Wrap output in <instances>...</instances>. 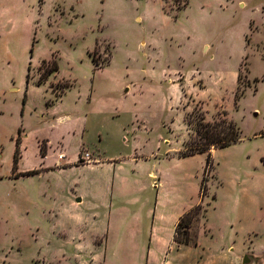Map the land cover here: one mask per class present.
<instances>
[{
    "label": "rangeland",
    "instance_id": "374dc122",
    "mask_svg": "<svg viewBox=\"0 0 264 264\" xmlns=\"http://www.w3.org/2000/svg\"><path fill=\"white\" fill-rule=\"evenodd\" d=\"M44 1L42 6L43 0H0V264H231L216 254V248L230 245L243 254L242 264H248L247 253L250 264H264V0H190L183 10L172 0ZM95 36L102 38L97 45ZM55 52L59 73L39 85L41 61ZM194 68L203 80L196 83L206 85L205 101L187 93L179 105L172 78L191 77ZM65 89L63 105H47ZM90 97L101 112L85 129L90 151L101 150L105 159H126L135 138L138 152L151 157L142 168L124 166L130 177L141 173L147 189L141 191L133 178L115 183L113 201L119 208L112 248L104 254L87 249L86 261L69 256L71 248L59 241L72 226L64 208L49 213L59 219L60 230L53 234L49 215L37 199L26 196L27 190L37 194L38 181L20 179L11 186L6 177L17 139L29 135L27 154L32 156L37 135H67L59 117L90 114ZM115 108L119 112L114 114ZM193 111H202L209 122L225 117L242 131L237 144L212 150L204 195L200 186L207 153L180 155L184 143L196 139L195 125L186 119ZM125 112L136 116V134L128 132L132 122ZM66 141L72 158L80 138ZM151 172L163 182L167 230L183 205L202 204L208 210L207 220L203 212L194 220L189 236L194 242L200 235L201 248L209 252L206 260L201 248L172 251L169 245L146 259L152 220L140 211L137 227L130 198L147 197L149 208L155 207ZM113 177L104 171V188H111L106 180ZM94 203L89 206L87 197L84 209L92 210ZM102 233L95 230L91 239L104 241Z\"/></svg>",
    "mask_w": 264,
    "mask_h": 264
},
{
    "label": "crops",
    "instance_id": "0c3cea01",
    "mask_svg": "<svg viewBox=\"0 0 264 264\" xmlns=\"http://www.w3.org/2000/svg\"><path fill=\"white\" fill-rule=\"evenodd\" d=\"M44 4L45 1L43 0L42 6ZM101 11L104 12V2ZM64 13L65 12H62V14ZM94 39L95 45H97L100 39L102 40V38L98 36H95ZM145 43L146 41L143 42V44ZM54 56H56V58L58 57L57 52L52 54L51 59ZM191 74H193L191 77L180 76L179 79L177 78L178 80H175L174 77L172 78V81L169 80L171 81V87L174 90V94L178 97L179 105L183 102L184 99H186L187 93L192 96V99L194 98L197 101H205L202 95L204 93V90L206 89V85H204L203 83V86H201L196 83L198 79L203 82V80H201L200 78L201 73L199 69L194 68ZM216 74L219 78L222 77V73L220 71H218ZM47 82L48 81L44 83L39 82L38 84H46ZM11 90H15V88H12ZM28 90L29 87L27 88V91L25 93L26 102L29 99ZM66 94L67 91L65 89L59 97L55 98L54 101L49 100L47 102V105H63L65 97L67 96ZM90 100V114H87L84 117L79 115L76 117L69 115L59 117V122H62L60 129L63 128L64 131H67L66 136L61 133H59V135H57L56 137L51 138H46L41 134L37 135L35 138L36 140H34L35 145L33 148L32 156L27 154L29 147L26 144L29 135L25 134L24 137L20 140L21 156L17 166L15 167L14 154L16 143L18 140L17 139L14 152L9 157V160L11 161V172L10 175L6 177L12 180L13 184L11 186L15 185L16 181L20 179L22 180L28 178V180L30 181H38L37 194H34V192H32L31 190H27L26 196L30 201H32L33 199L35 201V199H37V201H39V203L41 204L40 205L37 203V205L42 209L41 211L43 212V214L49 215V220H51V222L53 223L51 228L53 234H56L57 231L60 230V227L58 225L59 219L57 215H50L49 213H53L59 211L61 208H64L63 213L68 217L72 226L69 229V232L66 233V235L63 237V239H59V241L71 248L70 252L72 253H67L69 256H72L74 254L79 259H84L86 261L87 258L85 256V250L96 249L100 252H103L104 254V250L108 251L112 248V240H110V235L115 228L114 217L116 215V208H119L118 205H116L113 201V197L116 195V188L114 187L115 183L120 180L127 181L133 178V181L135 183L140 184L139 188L141 191L147 189V186L139 179L141 173L130 177L127 168H124V166L128 165L142 168L143 162L147 161L151 157L148 154L138 152V143L137 139L135 138L133 143L134 151L132 150L131 155H129V157L126 159H105L104 153L102 154L101 150L97 152L90 151L85 139V129L87 126H89L91 121L96 120L101 115V112L99 113L97 109H95V105L91 97ZM116 112H119L117 108L114 109V114ZM125 114L130 117L132 122V126L128 132L136 134V126L134 123V118L136 116H133V114L130 112H125ZM122 128H124L123 131H127L125 127ZM68 137L80 138L79 149L75 156L72 158L67 154L66 140ZM124 141L126 140L124 139ZM43 147L44 150L42 151ZM104 171L106 173L108 172V175L109 172L114 175L112 179L106 180V182H111V188H109L110 185H108L107 188L106 186L104 188ZM155 176L156 175L154 173H149V177H151V179L153 180L151 188L156 189L154 208H149L150 199L147 197L139 195L138 197L136 195L135 197L133 196L132 198H130V202L132 204L130 206L135 207V212L132 213L131 221L136 224L137 227H140L141 221L143 219L141 213L143 211H146V215L150 220H152V225L150 227L149 233V243H147L146 259H153L155 256V250H159L162 248L164 253L168 248V245L169 248H171L170 250L172 251H181L186 248L200 249V235L197 239V245H177L176 243H174V233L178 221L187 211H189L195 205H193L192 203L186 204L177 209L176 213L171 216L170 226L167 230V211L165 208H163L165 201L163 182L160 179H157ZM2 179L3 178H0V180ZM110 182H107V184H110ZM73 186L78 187L76 192H71V190H73ZM81 186L85 189L83 190V192L80 189L82 188ZM87 197L89 206L92 205V200H94L95 202L93 204L92 210L84 209L85 205L87 204ZM109 199L110 201H108ZM63 200L67 202V205H64V203H62ZM168 217L170 218V216ZM99 227L101 228L97 230ZM89 228H93V230L90 232ZM95 230H103L102 234L105 235L104 241L101 240L99 242L96 240L94 242L91 239V234L94 233ZM164 231L168 232L165 234ZM234 250L235 248L233 247V245H230L228 247L216 248L217 258H230L231 264H242L243 254ZM107 251L105 253V256L102 257L105 258L108 262L110 257L107 255ZM89 253L91 255V252ZM201 253L203 255V259L205 258L206 260V255L209 253L208 249L202 247ZM93 258H95V256L92 255V259ZM246 260L248 264L252 263V257L248 253L246 256ZM205 262L206 261H204V263Z\"/></svg>",
    "mask_w": 264,
    "mask_h": 264
},
{
    "label": "trees",
    "instance_id": "16d2710c",
    "mask_svg": "<svg viewBox=\"0 0 264 264\" xmlns=\"http://www.w3.org/2000/svg\"><path fill=\"white\" fill-rule=\"evenodd\" d=\"M166 2L168 0H165ZM176 5L178 10H183L187 8L190 0H172ZM31 48V52H32ZM93 64L97 63L96 59L93 57ZM49 69H44L45 65H50ZM30 69V67H29ZM40 71V83L48 81L51 75L59 72V63L55 57L52 60H43L41 66L39 67ZM258 82V80H257ZM237 97V95H236ZM238 101V99H235ZM24 103H26V94L24 98ZM236 103V102H235ZM198 116L199 118H195ZM187 124L189 126L195 125V141L191 142L188 140L184 143L180 155L182 157H189L196 154L207 153V166L204 172V176L200 186V195H204L208 192L209 186V171L210 162L212 160V150L221 149L237 144L242 140V131L239 125L231 120H228L225 117H219L216 121L209 122L206 121L205 115L202 111H193V113L188 114ZM21 156V141L17 140L16 149L14 154V165L17 166ZM201 212L204 213V218L207 220L208 210L204 209L202 204H198L187 211L178 221L175 233H174V243L177 245H197V241H192L190 239L191 229L194 223V220H197ZM202 216V215H201Z\"/></svg>",
    "mask_w": 264,
    "mask_h": 264
}]
</instances>
